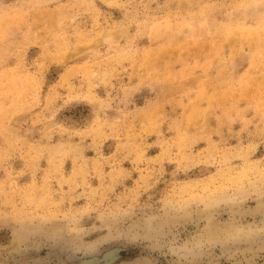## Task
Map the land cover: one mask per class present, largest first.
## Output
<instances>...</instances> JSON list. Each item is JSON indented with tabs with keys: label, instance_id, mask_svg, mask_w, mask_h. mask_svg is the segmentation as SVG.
Returning <instances> with one entry per match:
<instances>
[{
	"label": "rangeland",
	"instance_id": "rangeland-1",
	"mask_svg": "<svg viewBox=\"0 0 264 264\" xmlns=\"http://www.w3.org/2000/svg\"><path fill=\"white\" fill-rule=\"evenodd\" d=\"M0 264H264V0H0Z\"/></svg>",
	"mask_w": 264,
	"mask_h": 264
}]
</instances>
